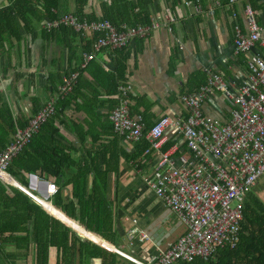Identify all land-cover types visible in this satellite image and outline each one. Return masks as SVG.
<instances>
[{
	"label": "crops",
	"instance_id": "crops-1",
	"mask_svg": "<svg viewBox=\"0 0 264 264\" xmlns=\"http://www.w3.org/2000/svg\"><path fill=\"white\" fill-rule=\"evenodd\" d=\"M187 2L192 4L188 5ZM248 3L258 12L259 22L264 23V9L260 5L262 1L253 4V2L239 0L229 6L228 0H86L82 15L78 17L81 21H108L117 31L142 26L148 29V32L142 37H136L127 46L129 57L125 60L124 68L117 66L118 58L111 57L119 49L107 47L92 60L95 67L92 69L93 73H97L103 81L109 80L107 77H116L118 72H121V76L117 79L119 84L117 94L108 96L104 94L105 88L97 84L87 87L89 91L81 89L83 98L88 99L85 109L81 107L84 104L78 99L77 104H72L65 110L68 117L64 120L65 126L56 121L55 125L60 126V133L68 147L65 149V156L70 159V163L63 169L66 179L61 181H56L54 178L45 179L41 171H38L24 174L23 182H17L19 186L26 188L27 175L33 174L57 185L59 190L65 186L64 199H72V186L68 187L66 183L76 174L78 166H86L87 177L84 184L87 194L94 188L101 190L104 188L106 191L105 202L108 204L107 212L110 216L107 225L112 227L111 233L106 234L110 237L109 241L114 244L107 241L108 238L92 233L85 225L74 221L56 208L54 204L56 195L50 204L74 223L104 240L112 248L93 242L51 215L45 207L39 206L47 216L71 229L84 240L120 255L116 264H137L125 254L136 260L155 264L161 252L173 245L178 237L183 236L186 228L172 212L164 208L163 203L145 184V176H151L159 153L151 149L146 150L144 158L142 157L147 159L145 167L138 166V161L130 160L135 152L134 143L125 142L115 132L113 123L109 119L110 113L119 104L120 88H128L127 100L131 116L141 117L144 126L152 128L162 116H185L186 110L180 97L185 93L197 92L200 87L208 83L213 74L220 75L227 84L232 82L233 86L245 80L247 76L245 61L249 55L236 53L231 39L232 25L236 24L245 30L246 22L242 17L244 16L242 6ZM110 7L113 8L108 9ZM75 11L76 0H68L67 14H74ZM232 11L236 13L233 19L230 17ZM106 14H112L116 24L105 19ZM122 15L128 22L122 21L120 17ZM88 16L92 19H88ZM46 22L44 21L34 34L26 35L25 43L30 49L29 55L24 53L23 45L22 57L12 56L0 59V106L6 105L15 126L14 131L25 128L48 102L54 100L56 109L57 100L63 99L72 91L78 73L86 68H81L83 53H91L94 42L102 36L98 33L81 35L73 31L78 35L71 42V46L77 49L76 57H68L67 49L55 52L53 50L55 46L49 47L53 43L48 44L44 41L41 28L44 29ZM153 25L156 27L152 28ZM88 41H90V51L82 50ZM72 76L76 77L71 90L63 95L61 87L64 80ZM82 76L87 81H91L87 73ZM51 80L55 81L52 83ZM104 86H107L105 82ZM48 89H51L52 97ZM97 92L101 95L95 97ZM34 99L41 101L43 108L41 107L40 112L38 111L41 108L32 103ZM108 100L113 101V104L108 105ZM95 111L98 113L95 114ZM202 111L208 118L224 122L228 117L229 103L220 91L213 89L204 100ZM111 125L113 131L110 129ZM75 127H79V131L82 129V133L76 134L78 131ZM14 133L10 136L12 139ZM114 134L119 136V146L123 150V155L119 157L116 166L111 165L116 171L109 173L105 181H102L103 179L100 178L102 176L98 178L95 176L98 172H105L102 154H99L96 166L90 162L101 145L111 140ZM174 145H177L175 159L181 156L190 157L184 138L172 129H168L164 133L160 152H166ZM110 157L105 156L106 159ZM176 164L178 165V162ZM96 167L97 171H95ZM260 180L250 193L257 187ZM250 193L246 196L242 211L248 210ZM258 203L260 202H255V204ZM78 211L76 206L74 214L77 218ZM28 228L29 241L23 243L20 249L10 244L3 245L0 264H45L38 258V240L33 241L31 225H28ZM132 229L137 231L130 237L129 233ZM143 235L147 236V240H142ZM22 236L25 235L22 234ZM74 251L73 264H103L99 257H91L85 262H79L77 247ZM46 264H64L61 250L51 247Z\"/></svg>",
	"mask_w": 264,
	"mask_h": 264
},
{
	"label": "built area",
	"instance_id": "built-area-1",
	"mask_svg": "<svg viewBox=\"0 0 264 264\" xmlns=\"http://www.w3.org/2000/svg\"><path fill=\"white\" fill-rule=\"evenodd\" d=\"M238 1L228 0V4L231 6ZM242 13L245 30L232 25L231 40L236 53L249 55L245 61L246 79L233 86L232 82L227 84L220 75L213 74L197 92L180 97L185 116H162L145 135L151 144L150 149L159 153L151 176H145V184L186 228L183 236L161 252L155 264L192 261L196 257L208 260L223 248H234L239 238L246 196L264 176V23L259 22L258 12L249 3L242 6ZM230 17L235 18L236 13L232 11ZM62 25L81 35H102L94 42L91 53H83L82 69L103 49L127 47L136 37L148 32L142 26L117 31L108 21H81L72 13L47 21L44 29L52 31ZM75 77L64 80L63 95L71 90ZM213 89L220 91L229 103L228 117L224 122L203 114L202 104ZM120 92L119 104L109 119L125 142L135 143L143 136L144 124L141 117L130 114L129 89L121 87ZM54 113L55 101L52 100L25 128L17 129L12 141L0 151L2 184L3 176L9 177L6 170L11 161ZM168 129L184 138L190 157L175 159L177 145L160 152ZM18 190L42 207L59 192L57 185L33 174L27 175L26 188ZM136 231L132 229L129 236ZM142 240H147V236L143 235ZM125 256L137 264H149Z\"/></svg>",
	"mask_w": 264,
	"mask_h": 264
},
{
	"label": "trees",
	"instance_id": "trees-1",
	"mask_svg": "<svg viewBox=\"0 0 264 264\" xmlns=\"http://www.w3.org/2000/svg\"><path fill=\"white\" fill-rule=\"evenodd\" d=\"M242 1L253 2V4L262 1L260 5L264 9V0ZM85 4L86 0H76V11L74 15L80 17ZM112 8L110 7L108 9ZM67 13L68 0H6L0 6V59L12 56L22 57L23 45L24 53L29 55L30 49L27 48V44L25 43L26 35L37 32L39 26L44 21L61 19ZM120 17L122 21L128 22L124 15ZM104 18L116 24L112 14H106ZM88 19H92V17L88 16ZM41 33L45 42L48 44L53 43L49 47L55 46L53 48L55 52L67 49L68 57H76L75 53L77 49L71 46V42L78 35L71 28L60 26L52 31L41 28ZM126 49L127 47H123L115 51L111 56L118 58L117 66L121 69L124 68L125 60L129 57ZM82 50L90 51V41L87 42V45ZM93 65L94 62L92 61L84 70L78 73L72 91L63 99L59 98L57 100L55 113L41 125L37 133L32 135L29 142L7 167V174L16 182L22 183V176L24 174L37 173L38 171H41V175L45 179L54 178L56 181L66 179V174H64L63 169L66 164L70 163V159L65 156V149L68 147L65 144L63 135L60 133V126L55 125L56 121H59L65 126L64 120L68 118L65 110L68 106L77 104L76 101L78 99L82 101L84 105L81 107L85 109L88 99L83 98L81 89L88 90L87 87H93V84H97L105 88L104 94L112 96L117 94L119 87L117 79L121 76V72H118L119 75L117 74L116 77H107L109 80L103 81L97 73H93L92 69L95 68ZM84 73L90 75L91 81H87L82 76ZM54 81L51 80L52 83ZM104 82L107 86H104ZM55 90L57 92L58 88L56 87ZM55 90L53 88V95L55 94ZM48 91L50 92V97H52L51 89H48ZM98 95L101 94L97 92L95 97ZM107 102L108 105L113 104V101L108 100ZM32 103L39 109L42 107L40 99H34ZM97 113L98 111H95V114ZM14 127L11 114L7 111L6 105L2 104L0 106V151L12 141V137L10 136L15 132ZM75 129L78 131L76 134L82 133V129L79 131V127H75ZM110 129H113L112 125ZM150 129V126H144L141 140L133 144L135 146V152L130 157V160L138 161V166L141 167H145L147 162V159H142V157L144 152L150 149V143L145 137ZM99 154H102V163L105 164V172H98L95 176L96 178L102 176L100 178L103 179L102 181H105L109 173L116 171L111 165L115 164L114 166H116L119 157L123 155V150L119 146V136L114 134L111 140L101 145L98 152L94 155V158L91 159L90 164L94 163L96 166ZM107 155L111 157L106 159L105 156ZM95 171H97V167ZM86 173V166H78L76 174L66 183V186H72V199H64V186L56 194L54 204L56 208L69 218L85 225L92 233L99 234L105 239L108 238L106 240L109 241L110 237L106 233H111L112 227L111 225H107V222L110 221V216L107 212L108 204L105 202L106 191L104 188L103 190L94 188L87 194L84 184L85 178L87 177ZM3 182L7 186L0 182V253L3 252L4 244H10L14 248L20 249L23 243H27L29 241L28 225H31L33 241L37 242L38 240V258L44 261L45 264L48 262L51 247H56L58 250H61L62 262L64 264H73V258H75L74 250L76 247L79 262H85L91 257H99L103 264L117 263V260L121 257L120 255L84 240L71 229L66 228L64 225L47 216L37 203L33 202L20 191L11 188L19 187V185L9 177L3 176ZM76 206L79 210L78 218L74 214ZM56 208H53V211L46 210L70 226L73 230L78 231L81 235L101 245H107L104 240L86 231ZM249 212V209L242 211V219L244 221L241 220L242 223L240 222L239 224V238L234 248H223L208 260L196 257L190 262L179 261L177 264H264V217L258 215L256 216L257 218L250 220ZM256 231H258V234H256ZM22 234L25 236H22ZM37 237H40V239H37ZM111 243L114 244L113 242ZM108 246L110 245L108 244Z\"/></svg>",
	"mask_w": 264,
	"mask_h": 264
},
{
	"label": "rangeland",
	"instance_id": "rangeland-1",
	"mask_svg": "<svg viewBox=\"0 0 264 264\" xmlns=\"http://www.w3.org/2000/svg\"><path fill=\"white\" fill-rule=\"evenodd\" d=\"M25 186V185H24ZM250 199L248 201L250 210L249 217L250 220L257 218L256 216L264 217V176L261 178L260 183L257 187L250 193ZM259 201V205H256L255 202ZM258 208V210H256Z\"/></svg>",
	"mask_w": 264,
	"mask_h": 264
},
{
	"label": "water",
	"instance_id": "water-1",
	"mask_svg": "<svg viewBox=\"0 0 264 264\" xmlns=\"http://www.w3.org/2000/svg\"><path fill=\"white\" fill-rule=\"evenodd\" d=\"M6 2V0H0V6L2 5V4H4ZM9 178L11 179V180H13V182H15V183H17L13 178H11L10 176H9ZM19 185V184H18ZM11 187V186H10ZM20 187V186H19ZM19 187H12V188H14V189H19ZM78 232V231H77ZM79 233V232H78ZM94 242V241H93ZM95 243H97V242H95ZM106 247H108V248H112V247H110V246H108V245H105Z\"/></svg>",
	"mask_w": 264,
	"mask_h": 264
},
{
	"label": "bare ground",
	"instance_id": "bare-ground-1",
	"mask_svg": "<svg viewBox=\"0 0 264 264\" xmlns=\"http://www.w3.org/2000/svg\"><path fill=\"white\" fill-rule=\"evenodd\" d=\"M44 207L48 210V211H53V206L50 203H44Z\"/></svg>",
	"mask_w": 264,
	"mask_h": 264
}]
</instances>
